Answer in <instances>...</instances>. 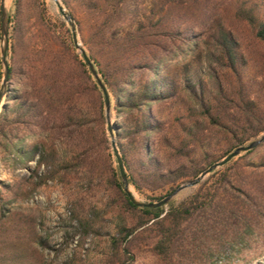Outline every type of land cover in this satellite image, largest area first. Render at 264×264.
I'll return each instance as SVG.
<instances>
[{
  "label": "trees",
  "instance_id": "trees-1",
  "mask_svg": "<svg viewBox=\"0 0 264 264\" xmlns=\"http://www.w3.org/2000/svg\"><path fill=\"white\" fill-rule=\"evenodd\" d=\"M19 1L9 14V44L20 32L14 22ZM61 2L108 90L128 182L149 202L264 132L259 4ZM80 16L90 20L87 34ZM103 110V97L71 43L61 41L38 64L9 62L0 156L12 171L35 165L5 191L18 189L31 198L48 183L66 185L72 175L87 192L102 187L107 193L103 208L87 207L76 197L61 225L65 243L77 238L79 247L88 238L107 237L101 264H133L141 248L158 264H239L243 252L252 249L261 252L250 262L264 256V156L253 159L254 150L245 153L166 210L139 208L122 190ZM5 204L0 196V228ZM108 212L118 214L112 232L103 219ZM36 243L48 248L46 240ZM7 263L22 264V259L11 254Z\"/></svg>",
  "mask_w": 264,
  "mask_h": 264
},
{
  "label": "rangeland",
  "instance_id": "rangeland-1",
  "mask_svg": "<svg viewBox=\"0 0 264 264\" xmlns=\"http://www.w3.org/2000/svg\"><path fill=\"white\" fill-rule=\"evenodd\" d=\"M252 1L259 4L264 14V0ZM14 2L15 0H11L9 14H14ZM54 6L49 0L19 1L18 13H16L14 22L15 20L19 22L20 32L18 35H14L10 44L8 40V64L9 62H13V59L16 61L28 59L38 64L41 60H46L51 51H56L58 43L61 41L72 44L68 26ZM80 20L84 22V34H87L90 30V20L87 16H80ZM61 22L64 23V27L60 25ZM66 30H68L69 34H66ZM79 38L82 43L80 33ZM9 47H14V50L9 49ZM73 53L83 61L74 46ZM112 117L115 118L113 112ZM108 146L114 160V165L116 166L109 140ZM263 156L264 142L254 149V153L250 158L258 159ZM34 165L35 163L32 162L28 165L27 170L12 171L6 161L0 156V196L7 200L3 211L5 218L2 220L0 228V264H9L7 262L11 254L20 256L22 264H67L69 260L74 258L77 260L76 264H101V259L107 245V237L88 238L83 243V246L79 247L77 238L65 243L61 225L67 218L70 201L81 196L83 203L87 207L101 209L107 200L106 191L102 187L97 186L89 192L85 191L84 188L76 186L75 175L70 176L69 183L64 186L53 183L42 186L31 198H26L23 191L18 193V189H13L10 193L5 191V187L13 185L14 181L20 180L24 176L26 177L28 171ZM225 167L226 165L218 171ZM198 187L187 190L172 204L188 198ZM133 191L131 190V193L136 198L148 201L145 197ZM117 217L118 214L116 212H108L103 215V219L108 225L106 230H110L111 232L114 230V226L118 222ZM40 238L46 240L48 248H42L36 243ZM13 246L16 247V250H11ZM254 251L255 249L244 251L239 264L248 262L256 264L259 261L264 264V256L251 262L249 261L254 255L256 256L261 252ZM235 263L237 264V261L232 264ZM133 264H158V261L151 253L141 248L135 254Z\"/></svg>",
  "mask_w": 264,
  "mask_h": 264
},
{
  "label": "water",
  "instance_id": "water-1",
  "mask_svg": "<svg viewBox=\"0 0 264 264\" xmlns=\"http://www.w3.org/2000/svg\"><path fill=\"white\" fill-rule=\"evenodd\" d=\"M54 4L57 12L60 14L62 20L68 26L70 31L72 44L76 49L78 55L81 56L84 63L86 64L87 69L89 70L91 77L96 83L104 101V121L106 134L109 140V145L112 151V154L116 161V166L118 168L120 181L122 185V190L128 197L129 201L139 208H149L157 209L163 208L166 209L170 204L174 203L178 197L186 192L187 190L198 187L203 183L210 175L214 174L216 171L230 163L232 160L238 158L239 156L254 150L264 142V132L256 136L255 138L247 141L246 143L236 147L231 152H229L223 158L211 163L207 168L202 170L195 178L184 181L178 185L171 193L163 197L161 200L156 202L143 201L139 198H136L131 193L133 188L130 186L123 162L120 156L118 149V141L115 133V121L116 119L112 117V106L110 101V96L108 90L104 83L101 80L100 75L98 74L93 62L91 61L86 49L80 41L79 33L77 29L76 22L72 15L66 10L63 6L61 0H49ZM11 6V0H0V65H1V74L2 79L0 83V111L3 108L4 100L7 94V85H8V75H9V64H8V19H9V9ZM134 192V191H133ZM256 264H262L261 261Z\"/></svg>",
  "mask_w": 264,
  "mask_h": 264
},
{
  "label": "bare ground",
  "instance_id": "bare-ground-1",
  "mask_svg": "<svg viewBox=\"0 0 264 264\" xmlns=\"http://www.w3.org/2000/svg\"><path fill=\"white\" fill-rule=\"evenodd\" d=\"M134 196V195H133Z\"/></svg>",
  "mask_w": 264,
  "mask_h": 264
}]
</instances>
